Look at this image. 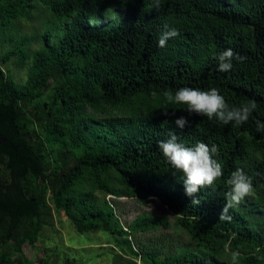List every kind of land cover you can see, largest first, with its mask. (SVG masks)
Instances as JSON below:
<instances>
[{"label":"trees","instance_id":"obj_1","mask_svg":"<svg viewBox=\"0 0 264 264\" xmlns=\"http://www.w3.org/2000/svg\"><path fill=\"white\" fill-rule=\"evenodd\" d=\"M151 3L0 0L6 30L39 4L53 15L25 84L0 66V133L7 138L0 144V264H54L23 252L39 240L50 201L79 232L127 236L129 252L150 264H232V251L239 264H264V132L256 123H264V0H164L159 10ZM165 25L179 35L161 48ZM28 42L19 40L4 59L19 54L23 63ZM228 48L246 60L220 72L217 57ZM181 87L217 88L230 106L255 100L257 108L242 125H223L189 114L186 105H166L163 92ZM180 116L190 121L184 129L175 124ZM170 131L186 146L219 148L223 176L215 190L200 189L198 205L158 147ZM238 168L252 178L254 200L220 220L227 180ZM97 191L160 200L191 244L164 255L134 249L130 235L169 220L143 215L127 228L116 225L115 206Z\"/></svg>","mask_w":264,"mask_h":264},{"label":"rangeland","instance_id":"obj_2","mask_svg":"<svg viewBox=\"0 0 264 264\" xmlns=\"http://www.w3.org/2000/svg\"><path fill=\"white\" fill-rule=\"evenodd\" d=\"M112 16L102 18L113 19ZM53 15L39 4L30 10L26 16L19 17L12 22L9 30L4 29L0 21V66L18 84H25L32 67L33 54L42 44V35L47 29ZM101 19V20H102ZM14 34V39L7 38L8 33ZM27 37L29 55L21 63L20 55H14L5 60V53L14 48L16 43ZM98 200L109 202L115 206L116 225L129 226L136 218L143 215L167 218L170 225L159 224L149 231H139L128 238L134 249L160 253L164 255L174 252L178 247L191 244L189 236L175 224V214L156 198L138 199L122 194L112 195L100 191L96 192ZM253 193L246 196L240 203L242 207L253 202ZM127 236L102 229H92L79 232L64 210H58L50 201L45 225L40 232L39 240L25 243V254L37 261L45 257L54 264L63 263L66 258H73L80 264H150L141 256L129 252L125 245Z\"/></svg>","mask_w":264,"mask_h":264},{"label":"clouds","instance_id":"obj_3","mask_svg":"<svg viewBox=\"0 0 264 264\" xmlns=\"http://www.w3.org/2000/svg\"><path fill=\"white\" fill-rule=\"evenodd\" d=\"M163 3L164 0H152L149 8L150 10H159ZM165 29L158 40V46L161 48L167 47V41L170 38L179 35L178 29L174 27L169 28L165 25ZM217 59L219 61L218 71L228 72L233 68V60L243 62L246 57L228 48L221 52ZM163 97L166 105H186L189 114L206 116L209 120L215 119L223 125L232 122L236 126L242 125L249 120L257 108L255 100L241 104L239 107L230 106L217 88L201 90L193 87H181L175 93L164 91ZM164 111L167 115V107L164 108ZM256 123L257 131L264 132V123L259 120ZM175 124L180 129H184L190 124V121L186 117L180 116L175 120ZM158 147L170 165V169L174 170V174H182L186 195L194 197L193 205L201 203L197 195L200 189L210 187L215 190L217 181L223 176V165L217 159L219 148L216 144L209 146L204 142H198L194 146H186L184 143L178 142V135L175 131H170L166 140L158 141ZM227 184L230 189L225 193L226 203L219 216L220 220H230L229 210L237 207L253 191L252 178L243 169L238 168L233 171ZM258 259L264 260V257H258ZM239 261L240 253L232 251V264H239Z\"/></svg>","mask_w":264,"mask_h":264},{"label":"water","instance_id":"obj_4","mask_svg":"<svg viewBox=\"0 0 264 264\" xmlns=\"http://www.w3.org/2000/svg\"><path fill=\"white\" fill-rule=\"evenodd\" d=\"M6 140H7V138L4 137V136L0 133V144H1L2 142L6 141Z\"/></svg>","mask_w":264,"mask_h":264}]
</instances>
